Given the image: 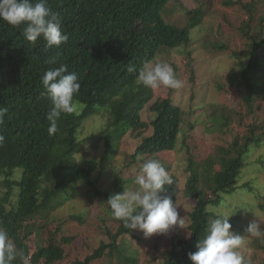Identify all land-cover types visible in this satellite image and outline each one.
<instances>
[{"label":"trees","instance_id":"obj_1","mask_svg":"<svg viewBox=\"0 0 264 264\" xmlns=\"http://www.w3.org/2000/svg\"><path fill=\"white\" fill-rule=\"evenodd\" d=\"M169 1L48 0L52 11L61 15V29L68 36L59 48H46L42 39L33 46L22 35L23 26L13 27L0 20V107L8 110L0 124V226L24 252L28 264H57L63 260L62 245L70 244L73 238L63 237L57 243L49 233L44 244L40 240L53 220L51 213L71 201L79 187L88 188L105 202L113 193L124 191V184L131 180L114 175V190L110 193L100 192L92 178L96 171H107V165L119 155L125 136L135 134L140 139L131 155L132 163L141 165L144 161L139 157L154 158L175 151L182 126L180 109L170 99H160L149 108L156 114L155 119L149 124L143 122L141 112L154 99V92L137 84L139 69L153 62L163 48L173 50L188 45L190 31L202 18V9L197 8L187 12L189 23L185 27L167 24L161 11ZM232 4L249 12L243 27L249 49L248 61H239L238 70L228 80L241 91V102L251 114L257 99H264V31L262 25L256 29L254 24V2L242 4L236 0ZM53 56L56 64L47 63ZM61 63L67 65L68 72L78 74L81 87L74 99L75 111L62 114L57 132L49 135L47 114L52 104L43 94L41 78L46 70ZM130 66L135 70L129 72ZM218 113L213 112L211 117ZM100 117L105 120L98 139L103 144L102 156L88 158L83 147L88 138L80 139L79 134L85 122ZM217 117L210 118L216 130L227 128L232 121L231 114ZM149 128L152 133L145 136ZM263 137L264 121L247 127V135L235 137L229 150L208 157L202 164L189 155L188 178L182 190L185 197L195 201L188 214L189 224L180 234H173L169 246L160 252L161 258L153 253V259L159 264H192L189 253L197 251V242L204 238L216 216L209 208L224 205V196L236 190L246 159L263 146ZM257 160L254 163L260 165L259 173L263 175L264 161L260 157ZM170 177L173 183L165 185L162 195L175 202L181 189L179 181ZM242 187L257 202L255 207L246 208L264 211V180L254 186L251 179ZM246 208L242 205L240 209ZM107 215L118 225L109 234L111 243H100L83 260L76 259L71 264H91L114 253L117 264H138L137 250L127 244L129 238L137 237V230L113 219L109 206ZM236 220L239 217L229 220L232 229ZM261 228L264 230V225ZM33 236L38 244L31 252L27 243ZM120 238L121 244L117 243ZM258 248L264 251V245Z\"/></svg>","mask_w":264,"mask_h":264},{"label":"rangeland","instance_id":"obj_2","mask_svg":"<svg viewBox=\"0 0 264 264\" xmlns=\"http://www.w3.org/2000/svg\"><path fill=\"white\" fill-rule=\"evenodd\" d=\"M235 1L170 0L161 11V18L167 24L179 28L189 23L187 12L197 8H201L203 12L198 24L190 31L188 45L173 50L163 48L151 62L153 64L169 63L177 78L183 81L184 86L178 90L163 86L158 89L150 88L154 92V99L140 115L141 120L149 124L156 117V114L149 110L150 105L165 98L170 99L172 104L181 111L182 126L175 151L165 156L160 154L158 158L139 157L138 160H159L169 176H174L179 181L181 193L176 200L177 211L179 217L185 218L186 226L189 224L188 214L195 205V201L185 197L182 191L188 178L186 168L189 155L197 164H202L208 157H216L223 151L229 150L235 137L241 138L247 135V127L264 121V99H257L253 106L254 112L247 113L245 105L241 102V91L232 86L228 80L229 75L238 70L239 61H248L249 41L244 36L243 27L248 22L249 12L241 6L233 5ZM250 2L256 4L253 9L256 29L262 25L264 31V0H241L242 4ZM137 84H140L138 80ZM217 111L219 113L211 117L212 113ZM222 113L231 114L232 121L227 128L216 130L211 125L210 118H219L217 116ZM104 124V118L100 117L88 120L82 126L79 138L84 140L88 138L83 144L88 158L99 159L102 156L103 144L98 139ZM151 133L152 128H149L145 136ZM134 135L123 138L120 153L107 165L109 168L106 172H95L92 179L96 180V188L100 192H113L114 175L122 180H131L130 183L128 181L124 184V189L135 187L133 180L141 165L131 162V155L140 143V139H136ZM183 135L184 139H182ZM262 139L264 143V137ZM81 153L77 154V158L81 156ZM259 157L264 161V144L253 150L246 159L237 188L233 193L224 196V205L209 208L216 214L232 215L230 221L239 217V220L233 222L235 227L232 231L244 236L240 251L245 264H264V251L261 248L256 249V246L264 245V238L249 236L245 231L252 221L259 222L261 226L264 225V211L246 208L247 206L255 207L257 202L253 195L242 187V184L251 179H254V186L263 182L264 174L259 173L260 165L254 163ZM215 168L218 169V166ZM64 204L63 207L51 213L53 220L46 226V231L40 240V244H44L49 233L54 235L57 243H60L63 237L73 238L70 244L62 245L64 258L57 264H71L76 259L83 260L100 243H111L109 234L114 233L118 225L109 219L108 205L102 197L96 198L88 188L79 187L77 195ZM242 205L246 210L240 209ZM183 231L184 229L175 226L165 234H154L146 238L143 232L137 230L135 232L137 237L129 238L127 244L131 250H137L135 256L139 257L138 264H159V261L152 258V254L161 258L160 252L169 244L173 234H180ZM122 241L121 238L117 239L119 244ZM27 244L31 252H34L38 242L33 236ZM113 255L105 254L102 259L91 264H117L116 257Z\"/></svg>","mask_w":264,"mask_h":264},{"label":"clouds","instance_id":"obj_3","mask_svg":"<svg viewBox=\"0 0 264 264\" xmlns=\"http://www.w3.org/2000/svg\"><path fill=\"white\" fill-rule=\"evenodd\" d=\"M0 20L13 27H22V35L33 46L38 40L45 42L46 48H53L67 42L68 36L62 32V17L48 6V0H0ZM53 56L47 63L56 64ZM135 69L129 67L128 71ZM138 83L151 89L161 86L178 90L183 81L178 79L174 69L167 62L145 63L138 71ZM45 94L52 104L47 114L48 133L57 132V122L62 114L75 111L74 99L80 90L78 74L68 72L67 65L49 68L41 78ZM7 108L0 107V124L4 123ZM3 137L0 136V140ZM173 183L165 167L156 159L144 161L133 180L134 188L113 193L107 199L113 219L122 221L130 230H140L144 236L165 234L175 226L186 228L184 217H179L176 201L162 195L165 185ZM232 215L217 213L211 219L206 235L200 239L197 251L189 253L192 264H245L240 248L244 236L232 231L229 220ZM249 236L264 235L261 224L252 221L245 229ZM188 236L191 234L188 231ZM0 264H28V258L18 250L7 230L0 226Z\"/></svg>","mask_w":264,"mask_h":264}]
</instances>
